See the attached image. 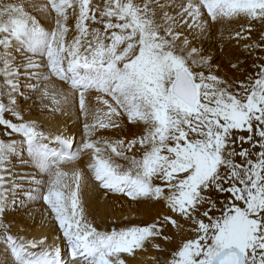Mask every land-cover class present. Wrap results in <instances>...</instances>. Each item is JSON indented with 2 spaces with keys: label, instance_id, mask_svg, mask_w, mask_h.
I'll list each match as a JSON object with an SVG mask.
<instances>
[{
  "label": "snow or ice",
  "instance_id": "snow-or-ice-1",
  "mask_svg": "<svg viewBox=\"0 0 264 264\" xmlns=\"http://www.w3.org/2000/svg\"><path fill=\"white\" fill-rule=\"evenodd\" d=\"M233 23L239 30L221 38L252 58L243 80L221 76L197 46L214 25ZM257 51L264 0H0V264H125L148 245L167 252L155 264H264ZM242 63L230 61L236 71ZM22 81L42 113L78 103L79 141L25 119ZM16 160L30 171H13ZM86 192L166 212L100 230ZM10 194L13 204L18 194L42 201L58 230L51 243L11 233Z\"/></svg>",
  "mask_w": 264,
  "mask_h": 264
},
{
  "label": "bare ground",
  "instance_id": "bare-ground-1",
  "mask_svg": "<svg viewBox=\"0 0 264 264\" xmlns=\"http://www.w3.org/2000/svg\"><path fill=\"white\" fill-rule=\"evenodd\" d=\"M229 28L232 30H239V25L235 23L231 25H214L209 34H205V36L200 38L197 42V46L204 50L205 55L212 56V59H215V61L217 60L214 65L219 66V74L221 76H227L229 79L234 80H243L247 73L253 71L251 67L252 58L247 52L243 51L242 46L237 45L236 41L221 38L222 32L225 36H227ZM253 28L254 31L252 33V37L253 40H255L260 34L261 25L257 23L253 26ZM208 49H210L209 52H205ZM253 55H264V53L257 51ZM230 61H243L241 64V70L236 71L232 69ZM22 91H24L25 95L27 94L25 97L26 102L23 107H21L26 120H35L39 124L43 125L46 130L51 129L52 131H60L66 135L75 136L76 140L79 141L80 137L77 135V130L78 128L82 129L83 121L82 119L78 120L77 118V114L79 112L78 103L73 106V103L70 101L66 115L56 114L53 116L42 113L39 105L34 104L36 96L33 98V102L31 104L28 102L27 97L29 92L27 88ZM18 100L19 99H17V102ZM8 118L11 119L10 116ZM3 131V128L0 127V139L7 138L3 136ZM134 131L135 129L131 128L125 130L124 135L130 136ZM108 135L115 138V136L119 135V133H108ZM14 163L18 164L20 162L19 160H16ZM16 169H18L19 172L30 171L29 168L23 165L21 167H14L13 171ZM26 187H28V185H26ZM11 197L12 196L10 194L9 201L11 200ZM86 197L89 200L91 218L95 220L96 226L100 230L110 231V228L120 227L123 224L132 225L133 223L143 224L151 222L156 219L158 215H162L166 212V210H163V206L161 204H136L122 196L109 195L105 197L102 192L99 194L86 192ZM22 199V195L18 194L15 198L17 201H15V204L12 206H14L13 211H19L20 208L25 206L24 212L20 211L18 214L5 216V222L11 224V233L17 234L23 230V233L28 238H41L47 236L49 243H51V241L57 236L58 230L54 223L46 218V206L41 204V201L28 202L25 200L22 204L21 201H18ZM129 218L131 219L128 220ZM166 233L173 236L176 234V231L172 228H167ZM178 239L179 237L177 236L176 240L178 241ZM171 247L172 246H169L168 248ZM154 250L155 249L151 245H148L147 250L138 251L134 256L123 255L122 258L125 259V264H155L153 258H157L161 261L162 259L158 254H155ZM0 259H2V256H0Z\"/></svg>",
  "mask_w": 264,
  "mask_h": 264
},
{
  "label": "rangeland",
  "instance_id": "rangeland-1",
  "mask_svg": "<svg viewBox=\"0 0 264 264\" xmlns=\"http://www.w3.org/2000/svg\"><path fill=\"white\" fill-rule=\"evenodd\" d=\"M209 50L210 49H208L207 51H205V52H209ZM212 57V56H211ZM213 58V57H212ZM213 60V62H214V64L217 62V60L215 61V59H212ZM22 90H26V88L25 87H23V82H22V87H21V91ZM23 93H24V91H22ZM27 95V94H26ZM26 95H25V93H24V95H22V96H17L18 98L17 99H19L18 100V102H19V107L21 108V107H23V105L25 104V102H26V100H25V97H26ZM19 97H21V98H19ZM35 97V95H33L32 96V98L31 99H28V102H30V104L33 102V98ZM17 166H22L20 163H18V164H15V167H17ZM15 172H19V170L18 169H16V170H14ZM24 187L25 188H27L26 187V185H24ZM18 196V195H17ZM12 200H13V197H11V200L9 201L10 202V205H9V208H8V211H7V213H6V215H10V214H13V215H15V214H18L20 211H23L24 212V210H25V206L24 207H22V208H20V210L19 211H13L14 209H13V207L14 206H12V205H14L13 203H12ZM15 201H17V200H15ZM18 201H21V200H18ZM41 204H43L42 203V201H41ZM163 210H166V209H164V207H163ZM131 218H129L128 220H130ZM134 224V223H133ZM124 226H127L126 224H123V225H121L120 227H116L117 229H119V228H121V227H124ZM115 228V227H114ZM168 228H171V226H168ZM112 228H110V230H111ZM173 229V228H172ZM174 231H177L176 229H174ZM186 235H187V233H185ZM178 242V241H177ZM162 247H164V248H168L169 246H175L174 244H163L162 243V245H161ZM154 252H155V254H158L159 256H160V258L163 260V258L165 257L164 255H166V252H160V251H156V250H154Z\"/></svg>",
  "mask_w": 264,
  "mask_h": 264
}]
</instances>
